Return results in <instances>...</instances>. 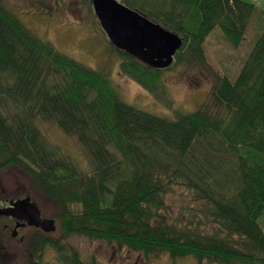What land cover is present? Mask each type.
<instances>
[{
	"label": "trees",
	"instance_id": "trees-1",
	"mask_svg": "<svg viewBox=\"0 0 264 264\" xmlns=\"http://www.w3.org/2000/svg\"><path fill=\"white\" fill-rule=\"evenodd\" d=\"M120 1L182 40L166 68L149 67L109 42L121 72L163 101L162 73L203 67V43L215 28L235 48L258 13L257 30L233 80L217 75L196 110L157 116L123 101L106 74L58 52L0 0V172L19 170L56 207L48 217L57 222L55 233L29 226L28 237L27 230L11 237L0 216V264L16 261L8 247L18 248L21 235L24 250L38 258L47 247L55 264H85L60 243L73 234L173 261L264 264V12L245 0ZM45 122L77 139L90 172L47 142ZM174 185L203 203L199 222L168 220L164 197ZM207 224L212 232L203 231Z\"/></svg>",
	"mask_w": 264,
	"mask_h": 264
},
{
	"label": "rangeland",
	"instance_id": "rangeland-1",
	"mask_svg": "<svg viewBox=\"0 0 264 264\" xmlns=\"http://www.w3.org/2000/svg\"><path fill=\"white\" fill-rule=\"evenodd\" d=\"M117 1L136 10L128 2ZM3 2L29 31L43 41L49 42L58 52L106 74L123 101L154 115L167 117H173L176 110H196L206 102L210 87L217 75L226 74L233 80L248 51L255 24L254 20L250 23L244 41L236 48L225 40L218 28H215L203 43L206 61L203 67L188 68L177 65L162 73L163 101L153 97L121 72L119 67L121 59L117 52L111 49L93 13L91 0H3ZM257 2L256 6L264 8V0ZM263 18L264 15H259V20ZM41 131L47 142L63 157L66 156L79 171L90 172V159L75 137L66 135L49 122L41 124ZM27 192L32 194L30 200L39 210L41 218H50L48 216L56 212V207L50 200L29 188V179L19 170L8 168L0 172V207L3 205V198L18 199ZM13 195L15 196L12 197ZM164 200V213L169 221L185 225L199 222L200 207L203 203L195 200L186 188L179 185L172 186ZM75 208L78 209V206ZM262 223L264 224V213ZM54 224L57 222L54 221ZM201 227L207 233L214 230L212 224ZM19 232H24L26 237L31 233L27 228ZM20 237H22L19 240L21 245L16 247L18 253L16 248L10 245L8 247L9 253L16 250L14 254L16 261L9 264L56 263V254L50 248H44L38 258L37 252L30 253L26 251L27 248L24 250L26 246L24 235ZM2 243L8 246L6 241ZM60 243L73 247L85 264L92 262L94 264H198L191 256L177 258L174 261L166 253L145 256L126 247H118L115 243L80 234L68 235L62 238ZM2 258L5 260L6 257L3 255ZM201 264L210 263L204 261Z\"/></svg>",
	"mask_w": 264,
	"mask_h": 264
},
{
	"label": "water",
	"instance_id": "water-1",
	"mask_svg": "<svg viewBox=\"0 0 264 264\" xmlns=\"http://www.w3.org/2000/svg\"><path fill=\"white\" fill-rule=\"evenodd\" d=\"M91 7L108 41L117 50L152 68H166L172 63L182 43L177 34L117 0H91ZM0 216L18 221L13 228V237L16 229L24 225L45 233L55 230L54 220L41 218L28 196L9 200L7 206L0 207Z\"/></svg>",
	"mask_w": 264,
	"mask_h": 264
},
{
	"label": "flooded vegetation",
	"instance_id": "flooded-vegetation-1",
	"mask_svg": "<svg viewBox=\"0 0 264 264\" xmlns=\"http://www.w3.org/2000/svg\"><path fill=\"white\" fill-rule=\"evenodd\" d=\"M9 200H11V199H7V200L3 201V205H2L1 207L7 206ZM5 217H6V216H5ZM17 222H18V221H16L15 219H13V218H11V217H7L6 222L3 224V226H4L5 229H6V227H10L9 229H10V231H11V233H10L11 237H13V236H12L13 228H14V226H15V224H16ZM19 223H20V222H19ZM28 227H29L28 225H24V226H20V227H18V228L16 229V236H18V233H19V231H20L21 229L28 228ZM37 229H39V228H37ZM39 230H40V229H39ZM16 236H15V237H16ZM21 238H22V237H20V239H21Z\"/></svg>",
	"mask_w": 264,
	"mask_h": 264
},
{
	"label": "crops",
	"instance_id": "crops-1",
	"mask_svg": "<svg viewBox=\"0 0 264 264\" xmlns=\"http://www.w3.org/2000/svg\"><path fill=\"white\" fill-rule=\"evenodd\" d=\"M245 1H247V0H245ZM250 2L255 3V5L258 3L257 0H251ZM257 10H258L259 12H260V11H263V12H264V8H262L261 6H257ZM257 14H258V13H257ZM257 14H255V16H254V18H253L254 22H256ZM252 22H253V21H252ZM256 30H257V26H256V23H255V24L253 25V35H252V36L255 35Z\"/></svg>",
	"mask_w": 264,
	"mask_h": 264
}]
</instances>
